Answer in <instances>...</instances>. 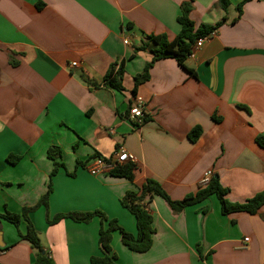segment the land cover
<instances>
[{
    "label": "crops",
    "instance_id": "1",
    "mask_svg": "<svg viewBox=\"0 0 264 264\" xmlns=\"http://www.w3.org/2000/svg\"><path fill=\"white\" fill-rule=\"evenodd\" d=\"M185 3L197 27L224 23L184 67L159 60L136 86L154 58L136 49L152 35L173 41ZM122 65L123 89L105 87ZM137 101L142 125L129 119ZM195 127L203 133L193 143ZM52 147L65 165L54 176ZM121 148L136 157L133 181L86 169ZM10 156L21 159L11 164ZM209 171L232 203L264 190V0H231L227 10L220 0H0V214L37 205L51 183L48 209L30 219L56 264L102 256L99 232L108 222L48 218L101 211L136 235L135 216L121 202L128 191L153 179L180 201ZM144 204L153 245L132 252L115 231L118 264H264V206L224 215L216 196L179 213L159 196ZM26 232L25 221L17 227L0 217V264H32Z\"/></svg>",
    "mask_w": 264,
    "mask_h": 264
},
{
    "label": "trees",
    "instance_id": "2",
    "mask_svg": "<svg viewBox=\"0 0 264 264\" xmlns=\"http://www.w3.org/2000/svg\"><path fill=\"white\" fill-rule=\"evenodd\" d=\"M231 0H220V5L224 10L230 6ZM41 6V5H39ZM192 6L188 3L182 5V15L178 18L181 31L178 36L169 41L165 36H149V41L143 43L136 51L150 50L153 55V61L147 65L145 71L135 77L136 86L149 79V69L153 64L162 59H174L184 67L185 62L190 57L192 47L196 41L203 37H208L213 34L224 21L215 25L201 24L198 27L190 18ZM242 4L239 5L238 11L241 13ZM196 76L193 71H189ZM123 74V65L118 71L112 69L106 79L105 87L114 90H122L121 76ZM215 119V118H214ZM203 129L195 127L188 135L191 142L195 143L202 136ZM48 158L54 162V169L51 176L57 174L60 168L65 165L61 162L62 150L59 147H52L48 150ZM21 157L10 156L8 161L11 164H16ZM138 166L135 163H125L117 166L110 175L114 177L125 178L133 181L136 176ZM52 193V184L50 183L48 191L39 200L37 205L26 207L20 213L0 214V217L8 222L19 226L22 221L27 224V232L21 238L26 240L34 251V261L32 264H56L51 254L44 248L39 233L31 222L30 215L39 207L44 206L48 209L49 199ZM228 189L220 182L218 176L212 175L211 180L207 184L200 183L198 191L195 194L188 195L180 201H172L163 186L156 180L148 179L137 191H128L122 198V205L135 216L137 223V234H131L118 225L116 220H108L107 216L101 211L94 212H71L67 214H58L52 219L48 218L49 224H55L63 219L70 218L78 223H90L95 217H100L102 222H108V226H102L99 232V247L102 251V256L92 257L90 264H118L117 256L112 253L111 243L113 233L118 231L121 235L122 243L132 252L145 253L153 245V236L155 228L153 226V216L146 208L144 201L146 198L152 199L154 196H159L168 202L172 210L176 213L183 211L186 207L201 203L210 196H216L221 204V210L224 215L236 212H245L255 215L264 206V190L257 193L254 197L242 202L232 203L226 199Z\"/></svg>",
    "mask_w": 264,
    "mask_h": 264
},
{
    "label": "built area",
    "instance_id": "3",
    "mask_svg": "<svg viewBox=\"0 0 264 264\" xmlns=\"http://www.w3.org/2000/svg\"><path fill=\"white\" fill-rule=\"evenodd\" d=\"M212 35V34H211ZM203 37L196 41V43L192 47V51L190 54V57H193L195 54V51L197 49H200L205 41H207L210 37ZM125 44H128V41H125ZM76 63H72V66H76ZM129 119L133 121V123L137 125H142L144 123L145 119V112L143 108V103L141 101H137L136 104L131 107L130 109V117ZM136 163V157L125 150L124 148L119 149L113 158L111 159H105L103 157H94L90 162H88L86 169L88 172L93 176H102V175H110L111 172L119 165H123L125 163ZM213 173L211 171L207 172L205 174V177L202 184H207L211 178ZM249 238H245L244 242L248 243Z\"/></svg>",
    "mask_w": 264,
    "mask_h": 264
}]
</instances>
